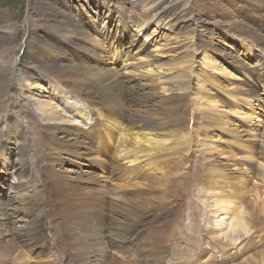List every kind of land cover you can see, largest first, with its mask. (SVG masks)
I'll use <instances>...</instances> for the list:
<instances>
[{
	"label": "bare ground",
	"instance_id": "bare-ground-1",
	"mask_svg": "<svg viewBox=\"0 0 264 264\" xmlns=\"http://www.w3.org/2000/svg\"><path fill=\"white\" fill-rule=\"evenodd\" d=\"M228 2L234 7L219 0V8L213 13L214 23L232 32L234 39L246 41L244 46L248 45L249 51L257 45L264 47V0ZM174 3L175 11L183 10L190 16L191 10L199 9L204 2L139 0L130 7L131 22L145 34L155 16L163 12L167 4L170 7ZM246 11L260 18L258 27L245 18L243 12ZM32 17L29 13V19ZM193 20L190 16L188 22ZM51 30L55 39L44 42L45 53L32 62V71L25 68L20 74L17 63L9 62L5 49L1 50L10 38L6 43L0 41V69L3 68L0 70V121L7 112L17 114L16 124L21 128L19 143H14L9 133L11 127L7 123L3 126L7 135L5 140L1 137L0 155L10 156L5 152L4 143L11 142L22 156L19 165L10 160L6 162V167L12 166L14 189L19 195L6 201L0 198V264H264V247H257L258 241L252 234L253 231L259 236L260 229L264 228V142L239 145L246 149L240 151L245 162L239 168L241 175H235L229 162L217 160L214 153L197 152L193 148L196 140L201 145L210 140L213 129L224 126L225 120L222 115L210 117L208 112L202 118L199 112L193 111L188 98L195 80L185 70L173 78L153 83L154 88L150 84L154 75L145 77L143 74L145 85L136 87V83L133 86L131 81L122 80L120 68L117 70L116 65L105 60L110 51L104 46L101 33L95 35L73 16ZM11 31H5L8 37H12ZM191 31L189 35L194 39L199 31L197 28ZM116 37L112 36L114 40ZM209 45L222 52L245 75L233 82L234 85L231 83L230 95L248 103L259 101L264 106V96L258 89L259 85L264 88V63L256 68L253 62L239 59L234 51L221 49L211 41ZM133 49L143 58L148 57L146 43L136 44ZM253 60L259 62L261 57ZM139 61L137 67L141 70L148 74L157 72L154 60L143 62L140 58ZM189 61L192 59L186 56L180 59L185 65ZM175 65V62L169 63L172 70L176 69ZM122 66V70L131 69L129 65ZM186 70L189 74L193 71L191 67ZM255 72L262 74L257 81L259 85L250 81ZM37 78L60 95L58 104L51 101L53 97L43 99L47 95L39 94L46 92L42 87L38 90L40 97L25 103L27 106L22 103L23 97L18 99L17 111L14 98L20 92L31 95L33 87L41 84L35 80ZM160 78L159 75L158 80ZM14 81L21 83V87ZM166 92L171 94H164ZM216 99L214 104L218 106L221 98ZM227 130L224 129L233 133ZM101 132L107 134L106 138ZM113 134L118 135L116 150L121 152L117 156L119 163L122 162H112L110 165L115 169H110L109 161L104 159L105 144L112 142ZM127 135L134 137L127 140ZM32 136L36 140L34 146ZM222 137L226 142L232 139L226 133ZM81 157H89L101 167L105 182L99 172L83 166ZM257 164L259 169H256ZM130 166H147L150 172L143 175L129 169ZM110 175L114 176L113 184L119 187L112 193L107 190ZM194 175L199 177L194 178ZM198 185L203 189L199 190ZM117 189L122 190L120 194ZM243 190L249 191L254 204L249 203ZM157 193L159 195H155ZM111 196L113 200L118 197L119 201H110ZM201 203L210 208L206 219L203 211L189 209ZM171 205L174 208L170 209ZM184 215H194L189 222L194 227L181 223ZM180 218L183 221L177 223ZM205 226L209 231H203L205 237H201ZM181 227L190 230L192 237L184 236L186 230L178 231ZM183 242L191 243L196 249L206 242L212 247L209 258L202 261L208 248L203 247L200 254L196 250L181 249ZM258 243L264 246L263 235ZM238 256L242 261L235 260Z\"/></svg>",
	"mask_w": 264,
	"mask_h": 264
},
{
	"label": "rangeland",
	"instance_id": "rangeland-1",
	"mask_svg": "<svg viewBox=\"0 0 264 264\" xmlns=\"http://www.w3.org/2000/svg\"><path fill=\"white\" fill-rule=\"evenodd\" d=\"M138 1L139 0H10L8 2L6 0H2L0 2V41L2 40L3 42L6 43L7 39L8 38L10 39L8 40V45L1 47V50L4 51L5 49L4 52L8 54L9 62L15 61L17 63V70H19L18 71L19 74L21 73L22 70H26V69L31 70L30 65L32 64V62L37 60L39 56L45 53L44 52V42L55 39V34L51 30V28L62 25L64 19L70 16H73L78 21L83 22L84 25H87V28H91L92 32L95 35H98L100 33L103 35L102 42L104 46L106 47L107 51H110L109 52L110 55L108 54L105 60L106 61L108 60V62L112 66L116 65L117 70H119L120 68V71H122L120 72L122 80L127 81V83L131 81V85L133 86L136 85V87H141L145 85V83H143L144 82L143 74H145V77L146 76L152 77L154 75L150 81L151 88L152 87L154 88V86L156 87V85L153 83H158V81L160 82L161 80L163 81L164 78L166 77L173 78L174 75H177L182 70L183 71L185 70L186 74L191 75L193 80H195L193 87H192L193 92L188 98L189 103L191 104V107L193 106L192 107L193 111L196 114L199 112L198 114H200L202 118H205L207 115V113L205 112H208V114H210V117L217 118L216 116L222 115V119L225 120L224 126H221L220 128L215 127L213 129L212 133L210 134L211 139L204 142L203 144L204 146L199 144V141L196 140L194 141L193 148L197 152L205 151L206 153L208 152L210 154L214 153L217 156V160L223 161V162L226 161L230 163L229 168L233 171L235 175H241L242 171H240L239 168L241 164L243 165V162L245 161L242 160L243 158L242 152L240 151L242 150L246 151V149H242L243 146L239 147V145L246 146L247 144V146H249L250 144L255 143L257 141L260 143L264 142V106H261L259 101H252L248 103V101L246 100L236 99L230 95L229 91H232L231 87H232L233 82L240 80V78L243 76L245 77V75L240 72L238 67L235 66V64L232 61H228V59L225 58V55H223L222 52H218L217 50L210 47L209 43L211 41L215 44V46L219 45L221 49H225L226 51L228 50L234 51L235 54H238L239 59L241 58L245 60L247 63L253 62L252 66L256 68L258 67L260 68L261 66L260 63L261 64L264 63V57H263L264 51H262L264 50V47L258 46L256 44L257 47L250 48V51H249L247 50L248 45L244 46L246 41L242 42V41H238L234 39L235 37L232 32L226 31L223 26L218 27L214 23L213 13H214L215 8H219V5H220L218 3L219 0H217L218 2H216V4L215 3L213 4V2L210 0H202V2L204 3L199 9L193 8V10H191L190 16H192V18L195 19L193 20L192 23L188 22L190 16L185 14L183 10L175 11L174 9L175 3L173 6H170V7H168V4H169L168 3L166 5L167 8H165L167 10L164 9L163 12H160L157 16H155V18L148 25L147 27L148 29L146 30V33L145 34L142 32L140 33L137 29H135L133 23L131 22V17L133 16V14L131 13L132 11L130 9V7L133 6L132 4L137 3ZM220 1L224 5H227L229 7L230 6L234 7L233 4H229L228 0H220ZM242 10L244 11V7H242ZM246 12H243L245 14V18H247L248 21L253 23L256 27H258L260 18L257 17V15L254 14L252 11L250 12L246 11ZM29 13L32 14L33 17L31 19L33 21L29 19ZM170 15H173L171 17L172 21L169 20ZM194 26L197 28V31H199V33H196L195 38L191 39L190 36L192 35H189V34L190 32H192L191 29H196ZM7 29L12 30L11 31L12 37H8L9 34H6L5 31ZM221 29H224V30L222 31ZM183 32L185 36L183 35ZM148 34L149 36H147ZM112 36H117L116 40H114ZM187 36H189V38ZM3 37L6 38V40H4ZM145 43H146L147 48H149V53H148V57L143 58L144 56H140L139 53H137L138 50L133 49V47L136 46V44L142 45ZM196 46H200V47H196ZM114 53L116 54L114 55ZM44 55H50V54H44ZM184 56H186L188 59L189 58L192 59V62L189 61L186 65L180 62V59ZM259 57H261V60H259V62H257L256 60H253V58H259ZM140 58H142L143 62L144 60L146 61L147 59H152L155 62H157V65L154 67V68H157L156 69L157 72H155L154 74H151V73L148 74L144 70H141L140 68H138L137 65L140 64V61H139ZM171 62L176 63L175 70H172L170 68L169 63ZM256 62L258 64H256ZM122 65L131 66V69L135 70V72L132 71L131 69H128L127 71H125L126 69L122 70L121 69L123 68ZM187 67L189 69L191 67V69L193 70L190 72V74L186 70ZM0 70H3V68H1ZM260 74L261 72H255L253 74L252 78L250 79L252 84L259 85L257 81L259 79ZM159 75L161 76V78L158 80ZM37 79L35 80L37 82H40L41 84L37 87H33L31 95H29L31 97L34 96L33 98H30L29 96H25L27 94V93L25 94V92H20V94L18 93L17 94L18 96L14 98L13 102H14V105H16L15 107L17 108V111L19 107V105L16 104L18 103L17 101L18 99L23 97L22 99L24 100L22 103L25 106H27L25 103L33 102L35 98L40 97L38 95V92L40 91L38 90L39 89L42 90V87L46 89V92H44L43 94L40 92L39 94L42 95V97L43 95H47L43 99L50 100V97L51 98L53 97L51 101L54 104L56 103L58 104L59 99L61 98L60 95H58L56 91L54 92L53 88L50 85L46 84V82L39 80V79L37 80ZM14 83L18 84V86L21 85V83H19L18 81H14ZM134 83L136 84L134 85ZM258 89L260 93L264 96V88L259 85ZM202 91L204 92V94L202 93ZM162 92L163 91L161 90V93ZM174 93L179 94V92L177 93V91H174ZM164 94H171V92H166ZM219 97L221 98V101H219V103L220 102L221 103L220 104L218 103V106H217L214 104V100L216 101L217 100L216 98H219ZM205 100L206 102H208L207 104ZM251 104L253 107H251ZM156 109H159V107H156ZM7 113L5 117L3 116V120L0 121V140L2 136H4L3 140H5V136L7 135V133H6V128H4L3 126H5V124L7 123L11 127L9 131L11 135L10 136L11 140L14 141V143H19L18 141L21 136V128L19 129L16 124L17 118L15 116H17V114L13 115L10 112H7ZM201 117H200V120L202 121L203 119ZM150 119L157 120L156 118H150ZM190 123H193V121H191ZM30 127L31 126H28L29 129ZM224 129L225 130L229 129L231 131L233 130L232 132L234 134L225 132ZM225 133L230 134L232 139L226 142L224 137H222V135ZM101 134L104 135V137L106 138L107 136L106 133L101 132ZM233 136H234V139H233ZM249 136L250 137L252 136V137L250 138ZM112 137H113L112 142L106 141V144H105L106 154L104 156L105 157L104 159L106 161H109L110 169L111 168L115 169L111 167L110 164L112 162L114 163L115 161H116L115 162L116 164L119 163V158H118L119 155L117 156V154H120L121 152L119 153V151L117 152L116 150L117 149L116 146L118 144V135L113 134ZM133 137L132 135H127L126 138L127 140H130V139H133ZM247 137H248V140H247ZM236 138H238L239 140ZM231 140H234V141H232L231 143ZM34 141H36L35 137L32 136L31 137L32 146H34ZM119 141H120V138H119ZM4 145H6L5 152L7 154H10V156L6 157V156L0 155V198L6 201L11 198H14L16 196L15 194H18L16 193L14 189L16 186V182H15V179L13 178L14 176L11 173L12 166L7 165L6 167V162L10 160L12 164L14 162L17 165H19L18 162L21 163L20 161L21 155H20V151L15 148L13 143L5 142ZM223 149H226V151L228 149V151L226 152ZM30 154L31 156L33 155L32 153ZM230 155H232V157L230 159L227 158ZM80 159L83 160V163H84L83 166H85L86 169L95 170V172L97 173L99 172L101 174L100 176L103 179V181L106 179L105 176H103L104 174L101 172L102 171L101 167L97 163H95L92 159H89V157L88 158L81 157ZM120 161L122 162V160ZM141 165L144 166V162H142ZM255 166H256V169H259L260 167L258 164ZM136 167L137 166H134V167L130 166L129 169H132L134 171L137 170L138 173L143 174V175H145L147 172H150V169L147 166L146 167L139 166L137 168ZM243 168L248 170L246 166H243ZM111 171L112 170L109 171V174H111ZM198 177L199 176L194 175V178H198ZM242 177L243 176H241V179ZM113 178L114 176L112 175L108 177L109 183L107 186V190H109L110 193L114 192L115 188L118 187L113 184L114 183ZM198 188L199 190L203 189L201 185H198ZM121 191L122 190H119V189L116 190V192L119 194ZM242 193L246 195V199L249 200V203L254 204L252 203V197L250 196L249 191L243 190ZM155 195H159V193ZM118 199L119 198L117 197V199L115 198L113 200L111 196L110 201L117 202L119 201ZM171 207L174 208V205H171L170 209H172ZM189 209L193 212L195 211L198 213L203 211V215L205 214V219L210 214V208H208V205L204 203L198 204V206H195L194 208L189 207ZM185 216L186 215H184L182 219ZM193 216L194 215H191V216L187 215L185 217L186 219L184 218L185 222L181 218H180L181 220L179 219L176 222L180 223L181 221H183L181 223L186 224V226L189 228H192L193 224H191L192 222L191 223L189 222L191 221V217L193 219ZM222 216L223 215H221L220 217H217V219L219 220ZM226 220L227 219H225V221ZM202 223L204 224L205 220ZM181 228H179L178 231H181V232L183 231L182 233H184L186 228L185 227H181ZM207 229L208 228H206L205 226V228L201 232L202 234L201 237L204 236L203 231H209ZM260 230L262 231H260L261 233L259 234V236H257L256 232L252 231L253 236L256 237L254 240L258 242L261 240L262 235L264 236V232H263L264 228H261ZM194 234L198 235V232L197 233L194 232ZM184 236L188 238L192 237L191 231L186 230ZM258 242H257V247L259 249L263 248L264 246L259 245ZM200 245H201V248L196 249L195 246H193L191 243L183 242L181 243L180 248L187 249V250L189 249L193 251L196 250L200 254H202V251H201L202 249L208 248L207 253H205L202 259V261H205L209 258L212 247L209 246L206 242H204L203 244L204 246L202 244ZM170 251L171 250L168 249V252ZM244 257L245 256L243 255L242 258ZM238 258L239 260L242 259L240 258V256H238L237 259L235 260L238 261ZM235 260L233 259L232 261L236 262Z\"/></svg>",
	"mask_w": 264,
	"mask_h": 264
},
{
	"label": "trees",
	"instance_id": "trees-1",
	"mask_svg": "<svg viewBox=\"0 0 264 264\" xmlns=\"http://www.w3.org/2000/svg\"><path fill=\"white\" fill-rule=\"evenodd\" d=\"M1 1H2V0H0V2H1ZM6 1H8V2H9L10 0H6Z\"/></svg>",
	"mask_w": 264,
	"mask_h": 264
}]
</instances>
